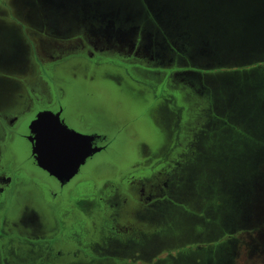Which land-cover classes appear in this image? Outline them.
Wrapping results in <instances>:
<instances>
[{"label":"flooded vegetation","instance_id":"obj_1","mask_svg":"<svg viewBox=\"0 0 264 264\" xmlns=\"http://www.w3.org/2000/svg\"><path fill=\"white\" fill-rule=\"evenodd\" d=\"M55 1L0 0V264L185 261L184 255L187 258L210 243L195 234L194 222L190 224L188 238L183 237V227L177 222L174 227L181 204H186L180 186L184 173L180 161L184 155L164 157L158 169L144 176L129 177L126 183L105 181L102 185L99 183L102 164L94 160L112 140V134L130 129L135 135L143 121L161 131L159 137H152V142L173 144L179 140L180 117L174 119L172 115L177 102L175 91H179L181 84L191 88L193 80H198L205 88H198L199 93L193 92V96L206 97L210 92L206 88L210 72L227 75L220 69L227 67L230 60L226 48L218 56L208 44L189 45L194 41L193 34L191 39L180 38L181 7L173 0H143V3L137 0L138 5L134 0H110L111 16L102 18L95 13L89 16V9H84L81 0ZM62 1L76 7L75 24L68 27H58L48 20L47 14L51 12L47 8L56 9L54 5ZM184 1L199 10L201 4L210 3V0ZM187 9L192 17L194 12ZM148 11L159 24L156 33L146 24L140 27L133 22L136 15L143 14L148 19ZM119 16L122 21L115 18ZM226 21L211 27L214 32L219 30L223 45L230 30ZM195 29L194 35L207 33L199 26ZM71 35L76 39L53 41L48 53L37 52V36L39 42L46 43L52 41L48 38ZM109 60L128 68L125 73L109 71L106 67ZM128 80L143 88L133 87ZM187 93L184 94L191 98ZM147 95L153 102L143 111L141 104ZM133 106L140 110H135L136 115L129 114ZM41 112L57 115L68 129L93 137L92 147L102 148L84 160L68 181H60L42 170L32 154L36 132L31 123ZM199 112L207 117L203 122L199 119L200 127L217 123L225 126L228 121L226 115L212 107L201 108ZM213 113L224 120H218ZM132 198L138 204L136 221L149 226L151 232L133 227L125 217ZM101 208L105 209L103 217L98 215ZM99 217L114 232L92 236L83 245L80 229L94 231ZM197 241L196 249L191 250V244ZM206 249L212 252L211 245ZM163 252L165 257L156 258ZM196 258L192 262L196 263Z\"/></svg>","mask_w":264,"mask_h":264},{"label":"trees","instance_id":"obj_2","mask_svg":"<svg viewBox=\"0 0 264 264\" xmlns=\"http://www.w3.org/2000/svg\"><path fill=\"white\" fill-rule=\"evenodd\" d=\"M83 7L85 10L89 9V16L94 14L100 18L111 16L109 13L111 3L110 0H81ZM161 2L162 0H157ZM211 1V0H210ZM225 1L226 6V24L228 26L229 34L226 36L228 37L223 45L222 36H219L220 40L214 43L215 40L208 39L209 49L212 53L219 56L221 50H225L227 56L230 58L231 54H236L238 51L239 55L244 56L245 54H250L257 51V54H261L257 59L253 61H245V62H230L228 60L227 67L228 70L221 69L226 71V74H241L250 72L252 69H256L258 71H264V46H256L255 39L262 38L264 36V0H223ZM135 4H139V2L143 3V0L139 2L134 0ZM173 2H177L180 5V18L181 22L178 28V33L180 34L179 37L181 38H188L187 36L194 35L196 32L195 26L190 22V13L188 12L187 8H190L193 12L199 11V9L194 8L193 5L189 4L184 0H173ZM205 7H209V1ZM213 6H215L213 4ZM146 9L147 7L144 6ZM208 10V8H207ZM109 12V13H108ZM149 13V11H148ZM234 13L236 17H240L241 20V29H236L235 27H231V14ZM185 14L187 15L184 18ZM233 15V14H232ZM143 14L140 16H134L135 21L133 20L135 25H139L143 27L148 25V29L152 30L156 33V28L158 29L159 24L157 23L156 19L153 17L152 14L149 13L148 19L142 17ZM183 16V17H182ZM116 19L122 21V18L115 17ZM131 18V17H130ZM185 19V20H184ZM119 21V22H120ZM187 23H190L193 27H188ZM152 28V29H151ZM160 29V28H159ZM236 30V31H235ZM189 31V34L188 32ZM191 32V33H190ZM235 32L242 33V38L244 43L251 44L249 46H240L236 47L235 49L231 48L227 45L234 39H232L233 34ZM186 34V35H185ZM220 34V33H219ZM179 45H182V40L179 39ZM235 41V40H234ZM260 40L257 41V43ZM187 44V43H186ZM259 44H262L259 43ZM231 48V49H230ZM181 49L183 51L184 48ZM241 49V50H240ZM240 51V52H239ZM187 52V51H185ZM184 56V55H182ZM110 65L106 67L109 71L112 72H121L125 73L126 68L128 65L117 62L115 60H109ZM120 64V65H119ZM235 65V66H234ZM235 69H230L233 67ZM213 72V71H212ZM227 76V75H226ZM259 83L257 84L256 92L258 93L257 96L259 101H257L258 113H264V77H259ZM128 82L133 85L135 88H143V85H139L135 83L133 80H128ZM194 83V82H193ZM203 85H205L202 82ZM194 85V84H193ZM181 84L179 87V91H175L177 95V102L175 109L172 110V115L174 119L179 116V140L174 142L160 141L152 142V137H159L161 135L160 129L155 127V125H151L148 122L143 121L140 122V132H136L134 135L131 132V136H125L123 134L124 131L119 132L117 134H112V140L106 144L103 150L99 154H104L111 157H105L103 161H99L95 158L96 163H101L102 166L99 169V183L105 181H112L114 183H126V179L129 177L135 178L144 176L152 172L153 169H158L163 162V158L167 157L172 159L175 157L176 154L184 155V158L181 159L180 163L182 164V169L184 173H181L182 182L180 183L181 192L184 193V203L181 204L179 216L183 218L189 217L192 222L195 223L194 229L195 234H199V239H203V235L201 234L202 225L207 220L208 215L206 213V207L208 204L214 202L215 195L210 190H208L209 183H213L215 185H223L225 182V187L233 181V192L236 191V201L238 202L239 206L237 207V212L233 213L232 220H237L241 222L240 227H232L224 230L221 229L220 236H227V238H231V235L236 232L240 231L245 226V222L249 217V211L253 205L252 201L255 200L258 202H262L264 200V117L259 119L257 117L256 110L252 106L247 107V116L245 119H240L238 117L231 118L228 117V121L226 120V125H221V123H217L216 125H209L207 127H200L197 123L199 120L196 118L192 124H187V122L193 120L192 116H197L199 109L202 107H196L195 105H189L191 103V98L187 97L184 93L189 91L188 87ZM208 88V86L206 87ZM246 83L243 85L241 83V90L243 93L247 91ZM80 89V88H79ZM86 89V88H84ZM141 107L144 111L145 107L153 102L151 96L147 95L143 98ZM194 102V100H193ZM128 105V103H124ZM194 104V103H193ZM129 106V105H128ZM231 107V106H230ZM133 111L129 114L136 115L135 110H137L134 106L132 107ZM141 109V110H142ZM230 109V108H229ZM139 110V109H138ZM140 112V110H139ZM257 113V114H258ZM167 115V114H166ZM168 116V115H167ZM213 116L217 117L218 120H224L223 118L218 117L213 113ZM137 118L132 117V120H136ZM247 120L249 125L253 127L251 129V134L257 137L254 142H250L245 146L239 145L235 142L236 138H244L250 137L247 132L241 130L240 123ZM255 122V123H254ZM170 125V124H169ZM171 130L170 127L167 128ZM139 131V130H138ZM225 131L226 142H222L220 148L215 146V140L222 137ZM250 132V131H249ZM250 134V135H251ZM127 137V139H126ZM129 138V140H128ZM148 140V141H147ZM144 141V143H142ZM135 145L134 150L138 151V156L134 159V161L130 158V154H123L122 150L127 149V145ZM116 146H121L119 149H116ZM132 149H130L131 151ZM179 151V153H178ZM199 154H203L206 156L205 163L202 167L196 166L198 170H194L191 168L189 163L197 159ZM193 156L196 158L193 159ZM226 160V168L223 169L221 164H219V158ZM188 159V161L184 159ZM233 159V161H231ZM148 161L146 164L145 161ZM184 160V161H183ZM229 160V161H228ZM169 162V160H167ZM133 164L131 165V163ZM165 162V161H164ZM237 162V163H236ZM253 162V164H252ZM156 163L158 165L156 166ZM234 163V164H233ZM245 163V164H244ZM233 164V166H232ZM253 166H252V165ZM235 165L237 168L241 170L242 173H237L234 170ZM130 166V167H129ZM188 166V168H187ZM232 166V167H231ZM253 168L256 170H253ZM211 170L215 171V176L212 181L210 182V172ZM102 179V181H101ZM222 182V183H221ZM253 182V183H252ZM257 186V189L255 187ZM105 209L101 208L100 217H103V212ZM185 210L188 212L187 214H182L181 211ZM97 215V216H98ZM98 219V227L94 231H86L85 229L81 230V243L86 245L91 241V237L95 235H102L104 234H112L114 230L110 229V226L106 220ZM86 224V223H85ZM85 224H82V227H85ZM90 225V224H89ZM244 229V228H243ZM200 232V233H199ZM201 234V235H200ZM224 238V237H223ZM89 239V242L87 241ZM218 242V238H212L209 243L213 245L214 243ZM198 245V241L191 244V247ZM204 245V244H203ZM86 250V247L83 248ZM182 250H185L182 249ZM232 261H229L231 264Z\"/></svg>","mask_w":264,"mask_h":264},{"label":"rangeland","instance_id":"obj_3","mask_svg":"<svg viewBox=\"0 0 264 264\" xmlns=\"http://www.w3.org/2000/svg\"><path fill=\"white\" fill-rule=\"evenodd\" d=\"M58 2L60 0H57ZM73 1V0H71ZM76 1V0H75ZM217 1L221 0H211L209 3L208 10L205 7L207 4L203 3L200 5L202 7L199 11H195L192 17H190V21L193 22L192 24L194 26H199L201 29H206V32H201V34H195L193 35L194 41L192 43H188L191 46L195 47V44L198 43V45H201L202 43L207 45L208 41H202V39L210 38L212 40H215L214 43L218 42L220 40L219 36V30H216L214 32L213 28L215 25L219 26L223 23L225 24L226 19V6L225 3ZM51 2H56L55 0H51ZM201 2V1H199ZM216 2V3H215ZM50 3V2H49ZM215 3V9L213 10L212 7ZM51 6V5H50ZM56 9H53V6L51 8H47L48 11L51 13H48V20L51 24L58 25V27H67L75 24L76 16V7L73 6V4L68 5V2H61L54 5ZM220 7V8H219ZM233 14V15H232ZM231 21L228 20L230 23V26L236 29H241V20L240 17H236L234 13H232ZM205 31V30H204ZM236 31V30H235ZM191 35L187 36L189 39ZM76 39V36L71 35L67 38H60L58 36L53 37L51 39L48 38V40H52L50 42H39L38 36L36 38V47L37 52L39 54H42L43 52L46 54L48 53V49H51V44L53 41L59 42V41H70ZM232 39L228 46L235 49L236 47H242L244 45L249 46L251 44L244 43L242 38V33L235 32L233 34ZM255 40H260L258 43L256 41V46H264V36L262 38H258ZM197 41V42H196ZM262 44H259L261 43ZM230 48V49H231ZM236 50V49H235ZM241 50V49H240ZM240 52V51H239ZM240 54V53H239ZM238 51L236 54H231V57L229 58L230 62H245V61H253L257 59L261 54H257V51L245 54L244 56L239 55ZM264 56V55H263ZM228 66V65H227ZM235 66V65H234ZM233 67V66H232ZM236 67L230 68L235 69ZM216 69H219L216 68ZM220 69L228 70V67H222ZM264 77V71L252 69L250 72L241 74H227V76H221L217 72L212 73V71L209 74L208 79V90L210 91L206 97L203 98H194V93H199L198 88H205L203 84H200L198 80H193L194 86L189 88V93L191 96V103L189 105H194L197 107L201 105L203 109L210 108L215 109L218 113H223L226 115V117L235 118L238 117L240 119H245L247 116V107H254L256 110V115L259 119L264 117L263 114L258 113V107H257V101H259V98L257 96V84L260 82L259 77ZM241 83L244 85L246 83L247 85V91L245 93L241 90ZM264 91V90H263ZM194 100V102H193ZM231 106V107H230ZM214 107V108H213ZM230 108V109H229ZM258 113V114H257ZM193 119H200L201 122L203 120L207 119L206 116L203 115V113H198L197 116H192ZM255 123V122H254ZM241 130H244L247 132V134L250 137H244V138H236L235 142H237L239 145L245 146L244 149H246V145L250 142H254V140L257 139L255 135L251 134V127L249 125V122L247 120L240 123ZM250 131V132H249ZM225 131H222L224 133ZM123 134L125 136H131V130L126 129L124 130ZM251 134V135H250ZM127 139V137H126ZM129 140V138H128ZM226 136L225 133L222 137L216 139L215 146L219 147L221 146L222 142H226ZM128 148L122 150L123 154H130V158L134 161V159L138 156V151H135V145H127ZM121 146H116V149L120 148ZM130 149H132L130 151ZM179 153V151H178ZM105 157H111L104 154H97L95 156L96 159L99 161H103ZM196 157L193 156V159ZM205 158L203 154H199L197 156V159L193 162L191 161L189 166L193 168L194 170H198L196 166L202 167L205 163ZM229 161V160H228ZM233 161V159H231ZM234 162V161H233ZM226 160L219 158V164H221L222 168H226ZM235 163V162H234ZM233 163V164H234ZM237 163V162H236ZM133 162L131 163V165ZM232 164V166H233ZM245 164V163H244ZM253 164V162H252ZM251 164V165H252ZM196 165V166H195ZM231 166V167H232ZM253 166V165H252ZM130 167V166H129ZM188 168V166H187ZM253 170H255L253 168ZM237 173H242L241 170L237 168V165H235L234 170ZM256 171V170H255ZM215 171L211 170L210 172V182L212 181L213 177L215 176ZM102 181V179H101ZM222 183V182H221ZM233 183V181H232ZM228 183L229 185L225 187V182L223 185H215L212 182L209 183L208 190L214 192L215 200L214 202L210 203L206 207V213L207 220L205 223L201 226V234L203 235V239H206L207 241H210L211 238H218V242L211 245L212 252H209L206 248L209 246H202L203 250L200 252H195L193 254H189V256L186 258L184 255L185 261H177L175 264H229V261L231 260V264H264V200L262 202H258L255 200L252 201L253 205L249 211V217L245 222V226L241 227L242 229L240 231H236L231 235V238L222 237L219 235L221 234V229H225L226 227L232 228V227H240L241 222H238L237 220H232L233 213L237 212V207L239 206L238 202L236 201V191L233 192V184ZM253 183V182H252ZM102 185V182H101ZM257 189V186L255 187ZM83 194V193H82ZM132 195V194H131ZM133 195L134 192H133ZM127 212L125 214V217L129 222H131L133 227L141 229L145 233L151 232L149 229V226L147 225H140L136 221V210H138V204L137 202L132 198L127 203ZM172 217V213H171ZM178 217H176V221L174 223V227L177 224L182 226V232H184L182 235L183 237H189L188 236V230L191 228L190 224H193L192 220L189 219V217H185L184 221ZM190 220V221H189ZM244 228V229H243ZM200 233V232H199ZM200 234V235H201ZM192 239V238H191ZM208 246V247H207ZM191 250H195L196 247L192 246L190 248ZM166 256V253H161L156 256V258H163ZM197 257V258H196ZM196 258V263L192 262L193 259ZM190 262V263H189ZM135 264H147L142 262L141 260H136Z\"/></svg>","mask_w":264,"mask_h":264},{"label":"water","instance_id":"obj_4","mask_svg":"<svg viewBox=\"0 0 264 264\" xmlns=\"http://www.w3.org/2000/svg\"><path fill=\"white\" fill-rule=\"evenodd\" d=\"M31 127L36 132L32 154L37 165L60 181H68L84 164V160L102 149L92 147L93 137L68 129L52 113H39Z\"/></svg>","mask_w":264,"mask_h":264}]
</instances>
